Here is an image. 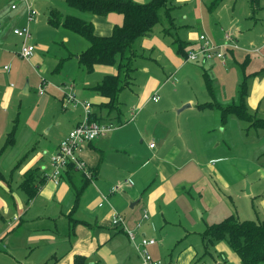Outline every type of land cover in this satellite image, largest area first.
Wrapping results in <instances>:
<instances>
[{"label": "rangeland", "instance_id": "374dc122", "mask_svg": "<svg viewBox=\"0 0 264 264\" xmlns=\"http://www.w3.org/2000/svg\"><path fill=\"white\" fill-rule=\"evenodd\" d=\"M169 1L176 23L189 24L181 33L185 32L187 38L191 37V43H196L200 33L211 40H215V36L218 40L222 39L224 34L228 33L234 39V46L222 48L225 64L220 60H210L206 63L186 60L182 69H173L174 74L168 70L166 73L162 72V81L167 84L160 91V101L152 100L151 96L144 103V108H141L143 112L138 106V94L150 77L143 69L148 65L141 60L134 63L132 89L122 90L120 111H103L104 117L114 125L107 136L110 137L116 130L125 126L122 131H117L120 135L114 143H133V151L142 155L133 162L130 159L129 168L123 169L124 172L120 175L130 177L139 194H150L156 186L165 184L163 178H160L162 167L156 171L154 168V165L162 164L148 149L151 139L140 135L143 130H147L149 136L155 131L161 134L165 127H170L174 131L171 140L182 147V152L170 163L172 168L168 170L166 179L168 177L175 186L176 194L177 191L181 192L180 189L177 190V185L182 190V185H185V190H189L187 187L191 186L190 193L195 197L197 195L200 207L208 211L204 217L199 216L198 229L206 220L211 224L212 221L218 223L231 213H237L246 220H264V128L251 126L249 121L235 113H229L224 121L222 111L217 106L218 103L226 105L234 99L237 100L240 85L246 78L249 90L256 85L257 78L258 82L264 81V0L257 10L251 8L250 0H222L214 10L209 8L213 0ZM9 4L11 5L10 0H0V9ZM51 4L65 15H76L88 20L93 14L70 6L66 0H38L35 3V7L40 11L37 21L46 22ZM160 24L161 22L154 27L150 36H156ZM34 27L32 25V36L38 47L31 61L15 52L17 46L14 41L19 40L12 33L8 36L10 46L0 48V178L8 181L15 197L20 196L25 201L27 195L20 187L21 164L37 152L47 151L46 157L49 156L50 147L61 141V136L71 127V115H67V110L71 112L67 109L70 105L64 109L61 104L63 92L68 90L65 84L70 82V79L73 80L77 100H82L91 97V94L85 91L86 82L95 85L99 77L96 73H88L76 57L89 47L88 40L65 29L54 30L55 28L51 27V30H47L38 26L35 30ZM189 48L197 49L193 46ZM5 64L10 67L9 70L3 68ZM151 74L156 75L158 72L152 70ZM168 76L170 81H166ZM27 83L29 90L23 93ZM187 98L193 99L194 105L180 110L185 105L181 104V101ZM260 100L255 109L248 106L254 118L264 119V96ZM134 109L136 116L133 118L131 113ZM78 111H72V117L80 114ZM119 116L130 119L120 120ZM116 126H119L118 129L114 128ZM180 128L183 132L179 131ZM142 138L145 139L144 142L141 141ZM10 140H13V143H9ZM187 148L192 149V153L188 152ZM171 149L172 147H168L166 154ZM191 156L198 165L190 163L188 166L189 162H186ZM148 158L150 163L147 162L146 166L145 163L138 169ZM118 159L126 163L129 160L128 157ZM200 167L201 173L208 178L214 196L218 198L219 204L213 208H210V204L204 205L202 200L201 196L206 190L204 189L203 193L202 188L194 185L195 171L198 173ZM180 176L187 178L185 183ZM192 179L194 182H191ZM105 181L104 190L111 183L118 184L113 180ZM3 184L8 188L6 182ZM6 191L7 193H3L0 187V198L5 197L9 202H14L13 195ZM88 191L92 193L93 187ZM178 194L179 200H182L183 195ZM146 197L148 198V195L144 198ZM118 199L117 194L112 196L115 206H118ZM159 201L162 202L163 198ZM7 207L14 208V205ZM3 211L0 206V225L4 223L1 216ZM193 214L196 216V213ZM209 215L216 217L206 219ZM8 224L6 221L4 226ZM189 240L196 245L201 241V236ZM203 253L204 249L197 257L203 256ZM0 264L27 262L18 260L10 247L4 249L0 245Z\"/></svg>", "mask_w": 264, "mask_h": 264}, {"label": "crops", "instance_id": "0c3cea01", "mask_svg": "<svg viewBox=\"0 0 264 264\" xmlns=\"http://www.w3.org/2000/svg\"><path fill=\"white\" fill-rule=\"evenodd\" d=\"M36 1L38 0H28L33 6H35ZM137 1L145 3L150 0ZM11 2L12 0H10V3ZM35 8L38 9L40 15L39 8ZM52 8H54L53 4H51V9ZM48 15L46 17V22L36 20L37 22L35 21L31 24V29L32 25L35 26V30L38 26L46 28L47 30L54 29V27L49 24ZM186 16L189 17L188 14ZM89 18L88 20L94 25L95 33L99 36H108L112 34L116 24L123 23V15L119 13H110L108 15L93 13ZM173 21L174 25L170 32L167 33L165 28L167 30L171 27V21L165 18L164 21L161 22L156 36L139 37L136 40L134 49L139 55L137 60H141L144 64L148 65L144 66L143 69H145L150 76L144 82L142 90L138 94V106L140 109L144 108V103L147 102L151 96L152 100L154 96L160 97L161 89L167 84V82L162 81V72L166 73L168 70L174 74L173 69L180 70L183 65L185 66V58L177 52V48L172 44L174 37L179 36L183 40L189 42L187 50L191 49L189 48L190 46L199 48L201 45L198 35L197 40H195L196 43H191V37L187 38L185 32L181 33L184 27L189 25L188 23L178 25L175 18ZM25 23L26 3L19 2V6L15 10L11 8L10 4L4 9H0L1 49H5L6 45L10 46V44H8V36L10 33L14 34L13 28L22 26ZM61 29L62 28H55L54 30ZM225 34L223 38L219 40L215 36V40L213 41L217 44L224 43ZM14 35L19 40L14 41V45L17 46L15 52L19 54L22 39L16 34ZM30 41L38 47L37 42L33 41V36ZM233 43L234 39L232 38L228 46H234ZM79 54L76 55L77 59ZM32 58L29 61H31ZM222 63L225 64V61ZM152 70L157 71L158 74H151ZM95 73L99 75V77H97L98 84L105 75L117 74L118 68L114 65L96 64L94 71L90 74ZM170 80L171 78L168 76L166 81ZM255 81L256 85L250 90L248 97V105L254 109L256 108L255 106H257V102L261 101L260 99L264 96V81L258 82L259 78ZM97 84L94 85L93 83L86 82L87 90L85 91L87 94H91V97L78 100L80 102H90L93 113L98 116L100 121L113 125L112 121L104 117L103 111L110 110L102 106V104L109 102V97L103 96L93 89ZM44 85V87H46L45 83ZM65 86L68 90L63 92L61 99V104L64 109L67 108L64 107L65 93L73 92L77 98L75 93V82L70 79V82L65 84ZM125 89L132 88L125 87ZM157 92H159V94ZM122 93L121 91L119 95L120 100ZM233 101L237 100L234 99L232 102ZM181 104H190L189 107H192L194 102L193 99L187 98L181 101ZM67 109L71 111L69 112L67 110V115H71L72 123L69 131H66L61 136V139L81 121L84 115V108L81 104L70 105ZM77 109L80 114L73 115L72 117V111ZM118 111H120V109H118ZM141 112H143L142 109ZM131 115L133 118L136 116V109L132 111ZM119 119L128 121L130 118L127 119V117L122 118L119 116ZM119 126H121V124H119ZM119 126L114 128L118 129L117 127ZM124 128L125 126L119 128L116 130L115 134L110 135V137L106 134L104 135L105 137L100 136L83 145L80 155L87 162L92 177L79 198H77L75 194L74 187L84 186L85 179L80 173H74L71 177V182L66 175H62L58 184L53 180L47 179L39 187L37 194L33 198H29L25 191L22 190L27 195L26 201L20 196L15 197V192L8 181L0 178V187L3 193H7L6 190H8L14 197V202H9L5 197L0 198V206L4 209L1 215L2 219L4 223H6V221L9 223L7 226H4L3 222L2 225H0V245L4 249L10 247L14 256L21 262H27V264H74V259L77 255L85 256L87 258L86 264H143L136 244L132 242L127 231L120 227L113 226L111 219L115 211L123 216L126 222V228L135 234L136 241H139L144 235L157 239V244L150 247L151 253L155 259L162 260L164 264H193L198 253L203 251L204 246L202 237L201 241L198 242V244L196 243V245L189 239H195L197 236H201V233L211 225V223L206 220L204 221V225L198 229L197 225L200 222L199 216L204 217L208 211L200 207V199L197 195L195 197L190 193L189 190L192 189L191 186L187 187L189 190H185V185H182V190L178 187L179 185H177V190L180 189L181 192L177 191L176 194L175 186L170 182L168 177L166 179L168 170L172 168V165L170 167V163L174 162L182 152V147L176 145L171 140V134L174 132L173 129L165 127L161 134L155 131L152 133V136L148 135L147 130H143V133L140 135L141 137H149V139H151L148 149L153 153L154 158L162 164V166L154 165V168L156 171L159 167H162L160 178H163L162 181L165 183L156 186L150 194H146L148 198H144L146 195L138 193L130 177H124V174L120 175V173L124 172L123 169L129 168L130 159L131 162H133L137 157H142V155L133 151V143L131 144L129 142L125 145L122 143L116 145L114 143V140H117L118 135H120V132L117 131H122ZM179 131L183 132V129L180 128ZM144 140V138L141 139L142 142H144ZM60 142L61 141L53 145V147H50L49 156L57 149ZM152 142L155 143L154 146H151ZM168 147H172V149L166 154ZM187 149L188 152L190 151L192 153V149ZM184 150L185 149H183V151ZM47 153V151L37 152L28 158L25 163L21 164L19 170L20 181L23 180L24 174L30 169H37L39 177L51 171L49 156L46 157ZM118 157H122L123 159L128 157L129 160L126 163L119 160ZM147 162L150 163L149 158L139 165L138 169L145 163L146 166ZM186 163H188V166L190 163L198 165L192 156L187 159ZM201 170L202 168L200 167L198 173L195 171L196 183L193 179L191 182H194L197 188H202L203 193L204 189L206 190L205 194L201 196L202 200L204 201V205L210 204V208H213L219 204L218 198L214 196L213 189L207 181L208 178L201 173ZM186 172L189 174L188 171ZM180 178L183 179L184 183L186 182L187 178L182 176H180ZM94 179L97 181L95 182ZM105 180H113L118 183L116 185L120 186V190L116 193H110L115 183H111V185L104 190L105 186H103V184L106 182ZM4 182L8 184L7 186L9 189L3 184ZM90 187H93L92 193L88 191ZM178 193L183 195L182 200H179L180 196ZM116 194L119 196L117 200L118 206H115L112 200V196ZM160 198H163L162 202L159 201ZM100 203H103V205L100 206ZM7 205H14V208H9ZM186 205L188 207H186ZM11 211H16V213H10ZM145 212L149 215L148 219L144 217ZM223 212L221 214H223ZM193 213H196V216ZM214 217H216V215H209L206 219ZM73 222L75 225H73ZM212 222V224L216 223V221ZM144 223H146L145 226L143 225ZM214 249L218 255L206 257L197 264H219L222 260L221 257H225L232 264H242L238 254L235 253L225 241L218 243Z\"/></svg>", "mask_w": 264, "mask_h": 264}, {"label": "trees", "instance_id": "16d2710c", "mask_svg": "<svg viewBox=\"0 0 264 264\" xmlns=\"http://www.w3.org/2000/svg\"><path fill=\"white\" fill-rule=\"evenodd\" d=\"M220 1L222 0H213L209 5L210 10H214ZM261 1L250 0L251 8L257 10ZM66 2L83 12L98 15L110 13L123 15V23L116 24L112 34L108 36L97 35L93 23L83 17L65 15L56 8H52L48 15V21L52 27L76 33L89 41V47L82 51L78 57L80 64L89 73L94 71L96 64L117 66V74L105 75L93 89L101 95L109 97V102L102 104L103 107L111 111L118 110L121 104L119 95L122 89L131 87L133 83L134 63L139 57L134 49L136 40L139 37L150 36L154 27L162 22L164 17L171 21V27L167 30L165 28V31L168 33L173 28L174 17L171 15L170 1L150 0L142 3L136 0H66ZM172 44L177 48V52L186 59L190 51L187 50L189 42L175 36ZM249 93L246 78L240 85L237 101L226 105L217 104L222 111V119L225 121L229 113H235L240 118L249 121L251 126L264 128V119L254 118L249 110ZM93 118L100 120L95 113H93ZM9 143H13V140H10ZM74 173H80L85 179L83 187H74L75 194L79 198L92 176L88 177L83 171L77 170L73 163L67 166L62 175H66L69 181H72L71 177ZM46 180L45 175L39 177L37 169H30L24 174L20 187L29 198H33ZM74 222L73 225H75ZM201 237L204 253L203 256L196 257L193 264L203 261L207 256L218 255L214 248L221 241H225L238 254L242 264H264V220H246L237 213H231L222 221L209 225L201 233ZM221 258L219 264H232L225 257ZM86 261L85 256L77 255L74 264H86Z\"/></svg>", "mask_w": 264, "mask_h": 264}, {"label": "built area", "instance_id": "2783aa9c", "mask_svg": "<svg viewBox=\"0 0 264 264\" xmlns=\"http://www.w3.org/2000/svg\"><path fill=\"white\" fill-rule=\"evenodd\" d=\"M19 2L26 3V23L22 26L14 27L13 33L22 39L19 55L24 59L30 60L34 56L37 48V45L30 40L32 38L31 24L36 20L38 10L29 3L28 0H12L11 8L13 10L17 9ZM199 39L201 45L197 49H191L185 60L206 63L210 60L219 59L224 62L222 48L228 46L229 42L232 41L229 34H225V41L222 44H217L204 34H200ZM4 68L9 69V66L5 65ZM41 93H43V90H41ZM65 94L64 107L81 104L84 108V115L81 121L61 140L57 149L49 156L51 171L47 172L45 176L47 179L53 180L56 184L60 182L63 172L70 163H73L77 170L83 171L88 177H91L87 162L78 153H80L84 144L106 135L113 127L110 123H102L100 120L93 118L92 105L90 102H79L73 92ZM158 99L159 96L153 97L155 101H158ZM151 146H154V144L152 143ZM119 190L120 186L114 185L110 193H116ZM102 205L103 203H100V206ZM144 217H149L147 212L144 213ZM111 222L113 226L120 227L127 231L132 242L136 244L143 264H164L162 260L155 259L150 250L151 246L157 244L156 238L144 235L139 241H136L135 234L126 228V222L123 216L115 211Z\"/></svg>", "mask_w": 264, "mask_h": 264}, {"label": "water", "instance_id": "95a60500", "mask_svg": "<svg viewBox=\"0 0 264 264\" xmlns=\"http://www.w3.org/2000/svg\"><path fill=\"white\" fill-rule=\"evenodd\" d=\"M28 88H29V84H26L23 88V92L24 93H27L28 92ZM190 104H186L185 106H183V108H181L180 110L184 109L185 107H189ZM248 191H249V188H248ZM250 192V191H249Z\"/></svg>", "mask_w": 264, "mask_h": 264}]
</instances>
